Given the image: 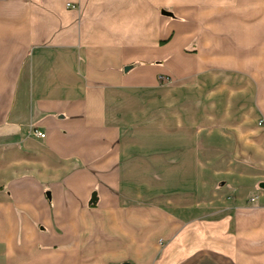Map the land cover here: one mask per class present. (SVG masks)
I'll return each mask as SVG.
<instances>
[{"label":"crops","instance_id":"1","mask_svg":"<svg viewBox=\"0 0 264 264\" xmlns=\"http://www.w3.org/2000/svg\"><path fill=\"white\" fill-rule=\"evenodd\" d=\"M263 66L264 0H0V264H264V188L196 176L264 183Z\"/></svg>","mask_w":264,"mask_h":264},{"label":"rangeland","instance_id":"2","mask_svg":"<svg viewBox=\"0 0 264 264\" xmlns=\"http://www.w3.org/2000/svg\"><path fill=\"white\" fill-rule=\"evenodd\" d=\"M261 95L264 94V66L261 70ZM222 146V148H220ZM220 149L213 150H198L197 152V167L196 176L198 178L197 192L198 202L206 201L208 204H213L216 209L210 211L205 216L207 218H220L223 216L224 211L220 208L224 207L226 196L231 195V199L236 201V197L243 196L244 204H250L252 198L257 190H263L262 184L254 181L253 175L255 171L249 167H241L233 165L232 163H224L232 157L230 150H224L223 145H214ZM224 164H228L224 166ZM204 180V181H203ZM203 181V182H202ZM202 191V192H201ZM205 196L200 198V196ZM127 263V262H126Z\"/></svg>","mask_w":264,"mask_h":264},{"label":"water","instance_id":"3","mask_svg":"<svg viewBox=\"0 0 264 264\" xmlns=\"http://www.w3.org/2000/svg\"><path fill=\"white\" fill-rule=\"evenodd\" d=\"M163 12V14H166V15H169V16H172L173 15V13L172 12H170V11H168V10H163L162 11ZM262 186L264 187V183L262 184ZM97 200H98V196H97V192H93V194H92V198H91V203L93 202H97ZM124 264H130V263H124Z\"/></svg>","mask_w":264,"mask_h":264},{"label":"built area","instance_id":"4","mask_svg":"<svg viewBox=\"0 0 264 264\" xmlns=\"http://www.w3.org/2000/svg\"><path fill=\"white\" fill-rule=\"evenodd\" d=\"M160 78H161V80H164V81H168L169 80V77H167V76H161ZM35 133L39 137H45V135H46L45 133H43L41 131H38V130H35Z\"/></svg>","mask_w":264,"mask_h":264}]
</instances>
